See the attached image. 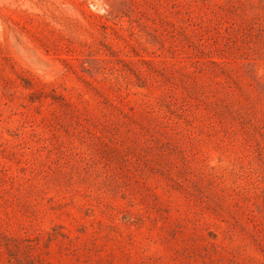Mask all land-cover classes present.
Listing matches in <instances>:
<instances>
[{"label": "rangeland", "instance_id": "obj_1", "mask_svg": "<svg viewBox=\"0 0 264 264\" xmlns=\"http://www.w3.org/2000/svg\"><path fill=\"white\" fill-rule=\"evenodd\" d=\"M249 1L0 0V264H264Z\"/></svg>", "mask_w": 264, "mask_h": 264}, {"label": "trees", "instance_id": "obj_2", "mask_svg": "<svg viewBox=\"0 0 264 264\" xmlns=\"http://www.w3.org/2000/svg\"><path fill=\"white\" fill-rule=\"evenodd\" d=\"M232 1H234V0H232ZM237 1H240V0H237ZM251 1H252V0H250L248 4H249L250 6L255 5V3L251 2ZM241 21H243V22L241 23V25H242L243 27H245V26H244V23H247L248 20H247L246 18H244V20H241Z\"/></svg>", "mask_w": 264, "mask_h": 264}]
</instances>
